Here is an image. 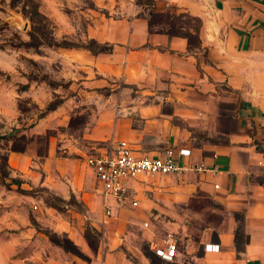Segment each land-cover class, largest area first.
<instances>
[{
    "label": "rangeland",
    "instance_id": "rangeland-1",
    "mask_svg": "<svg viewBox=\"0 0 264 264\" xmlns=\"http://www.w3.org/2000/svg\"><path fill=\"white\" fill-rule=\"evenodd\" d=\"M145 3L0 0V264H151L146 249L167 233L202 234L192 220L207 221L208 205L187 178L130 182L138 205L108 198L105 218L85 164L116 143L123 86L97 68L111 46L95 36Z\"/></svg>",
    "mask_w": 264,
    "mask_h": 264
},
{
    "label": "crops",
    "instance_id": "crops-1",
    "mask_svg": "<svg viewBox=\"0 0 264 264\" xmlns=\"http://www.w3.org/2000/svg\"><path fill=\"white\" fill-rule=\"evenodd\" d=\"M154 1L157 13L199 19L200 43L151 33L148 11L134 4L130 15L108 21L95 40L111 51L95 61L104 76L123 85L113 107L114 140L128 142L137 157L188 149L181 163L203 162L216 172L170 176L188 179L193 202H207L209 218L193 217L200 236L175 234L173 261H149L264 264V0ZM185 31L195 34L191 27ZM239 225L244 240L237 252ZM207 244L220 245L219 253L206 252Z\"/></svg>",
    "mask_w": 264,
    "mask_h": 264
},
{
    "label": "built area",
    "instance_id": "built-area-1",
    "mask_svg": "<svg viewBox=\"0 0 264 264\" xmlns=\"http://www.w3.org/2000/svg\"><path fill=\"white\" fill-rule=\"evenodd\" d=\"M188 149H168L161 157H137L134 155L130 145L126 141H118L112 149L104 154L88 157L87 166L92 169L101 195L105 198L103 202L104 217L110 216L111 204L107 199H113L118 205L129 202L137 206L136 200H130V182L139 181L142 178H161L170 176H181L192 172L204 174L216 172L209 169L205 163L183 164L181 159L190 157ZM259 166L264 171V152L261 154ZM218 189L219 186L215 185ZM179 239L174 233H167L161 244L153 248L156 257L163 261H173L178 255ZM206 252L219 253L220 245L207 244Z\"/></svg>",
    "mask_w": 264,
    "mask_h": 264
},
{
    "label": "trees",
    "instance_id": "trees-1",
    "mask_svg": "<svg viewBox=\"0 0 264 264\" xmlns=\"http://www.w3.org/2000/svg\"><path fill=\"white\" fill-rule=\"evenodd\" d=\"M154 0H146L145 6L147 7V15L149 20V29L151 33L156 32H164L169 36H180L186 38L188 40L189 45L196 46L200 43L199 36H198V28L201 24V21L196 18H191L186 14L181 15H171L169 13L161 14L157 13L154 10ZM190 20L194 22L193 25L189 24L188 21ZM191 27L195 31V34L185 31L186 28ZM99 53H104L100 51ZM239 220L240 216L237 215ZM244 240V232L241 225L238 226L236 230V249L237 252L241 251V243ZM67 252H71L73 254H77L75 247L68 248L64 246ZM146 254L149 260H154L156 258L154 252H151L149 249H146Z\"/></svg>",
    "mask_w": 264,
    "mask_h": 264
}]
</instances>
